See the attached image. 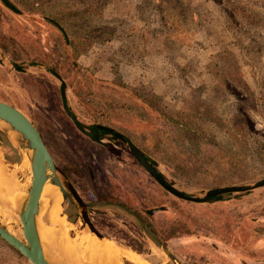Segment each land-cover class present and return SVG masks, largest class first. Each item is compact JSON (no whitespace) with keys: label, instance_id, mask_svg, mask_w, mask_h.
<instances>
[{"label":"rangeland","instance_id":"rangeland-1","mask_svg":"<svg viewBox=\"0 0 264 264\" xmlns=\"http://www.w3.org/2000/svg\"><path fill=\"white\" fill-rule=\"evenodd\" d=\"M3 1L0 100L27 115L59 169L96 205L89 217L122 250V263L135 264L124 254H136L149 264H264V187L208 203L176 198L129 144L79 133L61 100L65 87L86 127L124 133L180 191L204 198L253 186L264 180V0H7L18 13ZM5 141L16 149L7 160L21 164ZM71 200L62 204L69 241L86 232ZM122 204L152 226L166 252ZM0 242L6 260L32 264Z\"/></svg>","mask_w":264,"mask_h":264},{"label":"water","instance_id":"water-1","mask_svg":"<svg viewBox=\"0 0 264 264\" xmlns=\"http://www.w3.org/2000/svg\"><path fill=\"white\" fill-rule=\"evenodd\" d=\"M55 76L61 80L58 75ZM62 92L65 97V87L62 88ZM65 109L77 127L81 129L77 117L71 112L67 105H65ZM0 120L8 123L11 130L19 134L18 146L14 145L10 140L7 130L0 129V132L4 133L9 138L21 155L22 152L26 151V153L29 154L31 162V167H26L22 165L23 155L20 164L17 160L9 161L4 159L2 154L3 162L7 167V174L13 180L17 190L23 198V201L18 211H16V214L11 218V221H8L7 219L6 222L4 215L0 213V238L27 258L32 264H54L49 262L48 258L45 256L37 225V219L41 209L42 193L47 182H50L52 185L57 186L61 191L63 202L68 198L75 201L83 218L85 229L88 228L87 230L98 238L104 239L105 237L93 225L89 217L87 210L88 205L84 202L73 183L59 169L42 137V134L34 123L17 107L1 100ZM107 130L121 142L129 144L134 157L150 176L167 192L181 200L193 203H207L211 198L219 195L244 193L264 186L263 180L254 186L222 187L208 191L204 198L194 197L191 194L178 190L170 184L161 172L147 160L139 148L128 141L124 135L112 129ZM23 180L28 184V189L22 186L23 184L21 182ZM62 216L66 217V215ZM13 223H16V225L19 226V229H16ZM9 226L13 228L14 232L19 234L17 236L13 235L8 229Z\"/></svg>","mask_w":264,"mask_h":264},{"label":"bare ground","instance_id":"bare-ground-1","mask_svg":"<svg viewBox=\"0 0 264 264\" xmlns=\"http://www.w3.org/2000/svg\"><path fill=\"white\" fill-rule=\"evenodd\" d=\"M0 129L7 130L10 140L18 146L19 134L12 131L10 125L0 120ZM23 166L31 167L29 154L22 152ZM6 165L0 154V213L5 221H11L13 215L20 208L23 198L17 190L13 180L7 174ZM63 196L59 188L50 182L44 187L41 197V209L37 219L39 236L43 245L46 258L54 264H123L121 261V249L108 239L98 238L86 229L84 236L68 240L72 224L65 216H62ZM9 231L17 236L11 226ZM71 235V234H70ZM107 246L105 251L96 247V241ZM100 244V243H99ZM120 252V253H119ZM135 264H149L140 256L131 254Z\"/></svg>","mask_w":264,"mask_h":264},{"label":"flooded vegetation","instance_id":"flooded-vegetation-1","mask_svg":"<svg viewBox=\"0 0 264 264\" xmlns=\"http://www.w3.org/2000/svg\"><path fill=\"white\" fill-rule=\"evenodd\" d=\"M7 2H9L11 5H13L10 1H7V0H4L3 1V3H4V5L8 8V9H10L11 11H13L14 13H18L17 12V8L16 9H11L10 7H9V5H8V3ZM14 6V5H13ZM15 7V6H14ZM62 32V31H61ZM63 34H65V32H62ZM51 68V70L53 71V72H55V75H58V73H57V71L55 70V68H53L52 66L50 67ZM60 78H61V76L60 75H58ZM66 89V88H65ZM65 94H66V92H65ZM62 97V106H63V112H64V114L73 122V124H74V126L76 127V129H77V131L79 132V133H81V134H83L84 136H86L87 138H89L92 142H95V143H100V142H103L105 139H113V140H116V141H120L117 137H115L110 131H108L107 129H112V130H115V131H117V132H119V133H121L122 135H124L126 138H127V136L124 134V133H122L121 131H119V130H117V129H115L114 127H112V126H108V125H105V124H92L91 126H89V127H86L80 120H79V118L76 116V114L74 113V111L69 107V105H68V102H67V96H63V92H62V95H61ZM65 105H67L68 107H69V109L71 110V112L77 117V119H78V121H79V123H80V125H81V129L80 128H78L77 127V125L75 124V122L72 120V118L69 116V114L67 113V111H66V109H65ZM128 139V138H127ZM129 141V140H128ZM0 142L2 143V145H3V149H4V152H5V155H6V158H9L10 157V152L12 151L11 149L13 148V149H15L11 144H9V145H6V141H5V135L2 133V132H0ZM135 145V144H134ZM136 146V145H135ZM49 149V148H48ZM11 150V151H10ZM16 150V149H15ZM140 150V149H139ZM50 151V150H49ZM141 151V150H140ZM142 152V151H141ZM51 153V152H50ZM143 153V152H142ZM143 155L147 158V160L149 159L150 161H152L145 153H143ZM134 156V155H133ZM135 158V157H134ZM135 160H136V158H135ZM148 160V161H149ZM137 161V160H136ZM138 162V161H137ZM154 162V161H153ZM139 163V162H138ZM154 167H156L159 171H160V169L157 167V165H153ZM146 171V170H145ZM147 172V171H146ZM161 172V171H160ZM148 173V172H147ZM149 174V173H148ZM161 174L167 179V177L161 172ZM150 175V174H149ZM151 177V176H150ZM152 178V177H151ZM153 179V178H152ZM168 180V179H167ZM263 181V180H262ZM168 182L170 183V184H172L169 180H168ZM261 182V181H260ZM259 183V182H258ZM160 185V184H159ZM173 185V184H172ZM256 185V184H255ZM161 186V185H160ZM174 186V185H173ZM235 186H239V185H235ZM245 186H247V185H245ZM254 186V185H253ZM162 187V186H161ZM228 187H231V186H228ZM264 187V186H263ZM263 187H259V188H255V189H253V190H256V189H260V188H263ZM163 188V187H162ZM176 188V187H175ZM222 188V187H221ZM214 190V189H213ZM253 190H251V191H248V192H244V193H250V192H252ZM233 194H239V193H233ZM224 195H229V194H223V195H219V196H216V197H213V198H211L210 199V201H219V200H221V199H219V198H221L222 196H224ZM174 196V195H173ZM177 198V197H176ZM84 200V202L88 205V207H87V210H88V214H89V216H90V209H92V207H94V206H96L95 204H92L91 202H89L88 200H86V199H83ZM209 201V202H210ZM66 203H72V200L70 199V198H68L67 200H66ZM101 203H103V204H107V203H109L108 201H104V202H101ZM208 203V202H207ZM122 205H124V204H122ZM121 205V207L122 208H124L125 210H127V208L126 207H128V206H126L125 207V205L124 206H122ZM129 213H130V215L132 216V217H134L137 221H140V223H141V226L144 228V230L146 231V233L148 234V236H149V238L151 239V240H153L154 242H155V244L158 246V247H160V248H163L164 249V247H162V245H159L158 243H157V241H159L157 238H156V236L154 235V232H152V226L148 223H146V222H143V221H141V218H140V216L137 214V213H135L132 209H130V210H127ZM156 212H158V210H156V209H150V210H148L147 211V213H149V214H151V215H153V214H155ZM67 216H68V219L70 220V221H72V218H71V215H70V212L69 213H67ZM90 219H91V217H90ZM157 239V241H155L154 239ZM160 242V241H159ZM99 243H100V245L101 246H104L103 245V243L102 242H100L99 241ZM99 243H98V241H96V247L100 250V251H105V249H102L101 247H100V245H99ZM107 248V247H106ZM165 250V252H166V249H164ZM135 252H139L138 250H134ZM120 253V252H119ZM141 254V253H140ZM125 256H126V258L130 261V262H132V260H133V256H131L130 254H124Z\"/></svg>","mask_w":264,"mask_h":264},{"label":"trees","instance_id":"trees-1","mask_svg":"<svg viewBox=\"0 0 264 264\" xmlns=\"http://www.w3.org/2000/svg\"><path fill=\"white\" fill-rule=\"evenodd\" d=\"M8 3V5H9V7L11 8V9H16V7H14L13 5H11L9 2H7ZM84 12L85 13H88V14H90V12H92V10L90 9V8H86V10H84ZM91 33H93L92 34V37L91 38H89L88 37V39H84V43L82 44V45H80L81 47V49H83L85 52L87 51V50H89L90 48H92L93 47V43H92V39H94L95 37H94V30L91 32ZM79 46V45H78ZM52 73L55 75V72H53L52 71ZM188 135L190 136V137H192V138H194V140H193V142L194 143H196V145H198V139H199V135L197 134V132L195 131V130H190L189 132H188ZM201 138V137H200ZM149 160V159H148ZM149 162L152 164V165H156V163L155 162H153V161H150L149 160ZM155 241H157V239L155 238L154 239ZM157 243L159 244V245H161V243L159 242V241H157Z\"/></svg>","mask_w":264,"mask_h":264},{"label":"crops","instance_id":"crops-1","mask_svg":"<svg viewBox=\"0 0 264 264\" xmlns=\"http://www.w3.org/2000/svg\"><path fill=\"white\" fill-rule=\"evenodd\" d=\"M0 148H1L0 150L3 154L4 159H7L5 152H4V149H3V147H1V145H0ZM8 251H9V249L4 247V244L2 242H0V264H14L15 263L14 260H12V259H11V261H8V259L6 260L4 258V257H8V255H9V257H11L10 253Z\"/></svg>","mask_w":264,"mask_h":264}]
</instances>
